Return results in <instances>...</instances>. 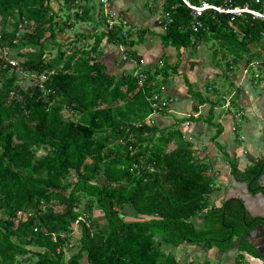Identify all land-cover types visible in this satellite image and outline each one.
I'll return each instance as SVG.
<instances>
[{
  "label": "trees",
  "instance_id": "obj_1",
  "mask_svg": "<svg viewBox=\"0 0 264 264\" xmlns=\"http://www.w3.org/2000/svg\"><path fill=\"white\" fill-rule=\"evenodd\" d=\"M258 2L228 0L227 6L249 3L264 10V0ZM144 7L156 15L153 25L163 47L176 55L186 50L188 56L206 48V65L218 70L228 87L251 63L257 77L264 75L263 21L248 15L230 19L210 10L193 17L183 0H145ZM146 32L137 31L133 41L128 28L107 29L95 0H0V52L16 50L22 58L16 68L0 66V264H181L161 245L223 252L233 246V238L240 251L256 254L245 240L253 223L241 200L228 199L218 207L209 203L214 176L208 160L198 158L183 139L178 124L184 120L164 128L146 120L154 94L171 98L162 96L161 87L178 64L168 63L162 53L143 68L138 86L131 73L111 75L98 60L104 41L137 63L140 58L128 48ZM49 48L55 53L46 58ZM20 73L35 82L21 88ZM41 75L44 90L37 86ZM184 85L193 100L191 111L207 104L204 122L213 125L212 109L228 94H219L210 83L204 89L209 96L203 97L186 79ZM234 85L230 103L235 108L239 89ZM214 128L211 140L229 175L248 183L264 158L239 171L216 144L221 128ZM203 211L202 227L193 228L188 220ZM81 216L83 221L74 225ZM129 216L134 219L125 220ZM75 226L79 236L72 245Z\"/></svg>",
  "mask_w": 264,
  "mask_h": 264
},
{
  "label": "crops",
  "instance_id": "obj_2",
  "mask_svg": "<svg viewBox=\"0 0 264 264\" xmlns=\"http://www.w3.org/2000/svg\"><path fill=\"white\" fill-rule=\"evenodd\" d=\"M112 7L118 12L122 13L128 21V29L131 31V39L136 41L139 30L147 31L142 39L134 44L130 50H134L135 55L143 61V67L149 69L150 63L155 61L162 53L165 54L168 63L178 64L175 75H170L165 80V84L161 87L162 96H169L172 103L169 106V112L165 113H152L149 115V120L152 125L158 128L169 126L176 119L184 121L178 124V129L182 133L184 140L189 142L198 158H205L210 163V174L214 176V190L208 195V201L211 205L218 207L228 199H240L243 197L245 203L248 204L245 213L252 218L251 214L258 213L264 210L263 205L260 204V198H250L260 190L257 189L258 184L252 193L247 194L244 186L239 182L230 180L228 166L221 154V151L215 146L211 137L214 135V124L220 126V133L216 137V144L236 162L237 169L243 170L245 167L255 163L257 159L264 158V75H259L256 79L251 76L242 74V70L237 74L236 87L239 89L238 96L235 99V104L238 107H231V109H224L222 105L216 104L212 109L213 125L208 126L204 119L206 118L208 105L203 104L197 107V112L191 111L193 100L187 94L184 79L190 84L193 91L199 92L203 97H208L209 93H204V89L213 80H215L218 70L212 69L206 65L203 58H198L197 47L193 55L188 56L186 50L176 51L170 47H163L159 41L158 34L159 28L153 25L156 15L150 14L148 9L144 7V2L138 3L135 0H110ZM97 5L95 2V11ZM140 11L147 15L144 17ZM79 26V27H78ZM81 28V25H78ZM94 27L87 28L89 32L94 31ZM98 49V60L104 64L106 70L111 75L119 73H132L134 71L136 62L129 58L125 51L121 48L101 42ZM124 49V48H123ZM126 49V48H125ZM122 53H125L126 58L122 59ZM200 60L199 62H197ZM248 71V70H247ZM200 84L199 76L204 74ZM255 73V72H253ZM258 74V73H256ZM234 85V86H235ZM219 94H231L234 98L235 88L228 89L224 86L219 90ZM216 100V99H215ZM213 99V102L215 101ZM232 106V105H231ZM239 114V120L235 121L234 114ZM192 116L194 120L189 121L186 118ZM264 174V171L260 172ZM239 184V185H237ZM245 184V183H244ZM243 208H245L243 200H241ZM205 218V213H198L194 218L188 222L195 229L202 227V221ZM246 225H249L246 224ZM105 226V222L103 224ZM248 245L256 253L250 255L238 249V243L235 238L232 239L233 246L226 251H219L216 247L209 249L195 245H181L178 247L176 255L182 256L180 259L177 257L178 262L181 264L189 263L191 257L197 263L208 262L211 258L215 264H264V249L256 248ZM191 256V257H190ZM189 257V259H188ZM239 257V258H238ZM191 262V260H190Z\"/></svg>",
  "mask_w": 264,
  "mask_h": 264
},
{
  "label": "built area",
  "instance_id": "obj_3",
  "mask_svg": "<svg viewBox=\"0 0 264 264\" xmlns=\"http://www.w3.org/2000/svg\"><path fill=\"white\" fill-rule=\"evenodd\" d=\"M228 0H223L222 4H211L207 2L206 0H201L199 6H191L189 5L185 0H183V3L193 12L192 16L193 17H198L201 12L210 10L212 12H215L217 14H228L230 15V19H233V17H238L242 15H248L252 19H258L264 22V10H259L256 8L251 7L249 3H245L241 7H235V8H230L227 6ZM254 4H259L258 0H253ZM98 4V10H99V15L103 18L105 27L107 29L113 28L117 25H120L124 30L128 28V21L127 19L123 16L122 13L118 12L115 10V8L112 7L111 1L110 0H97ZM25 24V23H24ZM199 27V24L197 22H194L191 25V29L193 32H196L197 28ZM25 30V28H20V31L22 32ZM122 59L126 58L125 53H122ZM0 66H9L11 68H16L18 66V62L16 59H13L12 56H10L9 51L7 48H2L0 52ZM251 67H254L255 64L251 63ZM143 61L139 60L134 68V71L131 73V76H133L136 81L137 85L140 86L145 78V75L143 73ZM246 70L242 71V74L245 73ZM253 79L257 78V74L254 73L251 76ZM45 76L41 75L38 78L37 81V86L40 90H44L42 87V82L45 80ZM231 97L232 95H228L223 98V104L222 107L224 109H231ZM172 103L171 98H160L158 94H154L151 97V104L150 107L152 109V113H158V112H169V106ZM239 114H234L233 118L235 121L239 120ZM148 124H152V122L149 120V116L146 118ZM205 213V211H203ZM19 214V213H18ZM84 216L78 217L74 221V225H76L78 222L83 221Z\"/></svg>",
  "mask_w": 264,
  "mask_h": 264
},
{
  "label": "rangeland",
  "instance_id": "obj_4",
  "mask_svg": "<svg viewBox=\"0 0 264 264\" xmlns=\"http://www.w3.org/2000/svg\"><path fill=\"white\" fill-rule=\"evenodd\" d=\"M136 2H138V3H143L145 0H135ZM95 2H96V5H97V0H95ZM140 14L141 15H143L144 17H148L147 15H145V14H143L141 11H140ZM77 29V28H76ZM76 29H74L73 31H66V33H64V36L63 37H66L67 35H70V34H72ZM198 51V58L200 59V58H203V60L204 61H207L208 60V57H209V53L207 52V49L206 48H200V49H198L197 50ZM9 53H10V56H12V58L13 59H16L17 60V62H19L22 58L21 57H19V55H17V53H16V50H10L9 51ZM55 53V50L54 49H50L49 48V50L45 53V55H46V58L47 57H49V56H51V55H53ZM200 60H198L197 62H199ZM256 71V69L254 68V67H251V68H248V71L246 70V75L247 76H252L253 74V72H255ZM204 74H201L200 76H199V81H200V84H203V81H204V78H203V80H201V78L204 76L205 77V72H203ZM217 75H215V80H213L212 81V84L218 89V90H220V89H222L224 86H226V88H228V89H230V88H232L233 87V85L235 84L233 81V78H231V81H232V84L233 85H229V87H228V85L227 84H225L224 83V80L222 81L221 80V78L222 77H220V76H218V74L219 73H216ZM234 74L236 75L237 74V72L236 71H234ZM19 76L22 78L19 82H18V85L21 87V88H23V89H25V88H28L31 84H32V82H35L34 81V78H30V77H28V76H25V75H23V74H19ZM237 77V76H236ZM33 80V81H32ZM224 95H226V94H224ZM63 115L64 116H66V113H63ZM94 217H95V219H96V222H98L100 225H103L104 224V220H103V218H102V216L98 213V212H94ZM129 219H134L133 217L132 218H130V216L128 217V218H125V220H129ZM79 236V229L75 226L74 227V232H73V237H72V240H70L71 242H72V245H74L75 244V242H76V238ZM157 239V237H155V240ZM76 246V245H75ZM75 246H73V247H75ZM74 249L75 248H71L70 249V251H68L67 252V254H66V257L67 256H69L73 251H74ZM161 249H162V251L164 252V253H168V252H170L173 256H174V258H175V260H177V257L179 256V258L181 259L182 258V256H180V255H176L177 253V251H178V247H176V248H172V247H170V246H167V245H161ZM191 257V256H190ZM179 259V260H180ZM188 259H189V257H188ZM179 260H177V261H179ZM190 260H191V262L193 263V264H198L195 260H194V258L193 257H191L190 258ZM190 260H188L189 262H190ZM186 263H188L187 261H185ZM208 262H209V264H215L214 263V261L211 259V258H209L208 259Z\"/></svg>",
  "mask_w": 264,
  "mask_h": 264
},
{
  "label": "water",
  "instance_id": "obj_5",
  "mask_svg": "<svg viewBox=\"0 0 264 264\" xmlns=\"http://www.w3.org/2000/svg\"><path fill=\"white\" fill-rule=\"evenodd\" d=\"M263 167H264V163L260 166L257 173L250 179L248 183H245V184L240 183V185L244 186L246 193L249 194L254 191V189L250 188L251 182L256 181L258 184L257 189H259L260 191L252 195L250 198H254V199H256L257 197L260 198V204L263 205L264 207V174L260 173ZM230 180L234 182L233 177H230ZM239 200H243V203L245 206L244 210L245 209L247 210L248 204L245 203L244 198L240 197ZM251 215H252L251 223L258 221L259 224L250 228L246 236V239L248 240L250 245H252L253 247L256 248L257 246H261V248L264 249V210L258 211V213H254ZM249 225H246V226H249Z\"/></svg>",
  "mask_w": 264,
  "mask_h": 264
},
{
  "label": "flooded vegetation",
  "instance_id": "obj_6",
  "mask_svg": "<svg viewBox=\"0 0 264 264\" xmlns=\"http://www.w3.org/2000/svg\"><path fill=\"white\" fill-rule=\"evenodd\" d=\"M263 168H264V167H263ZM263 168H262V169H263ZM257 224H259L258 221L254 222L253 225L251 226V228H252L253 226L257 225ZM259 248H261V247H259Z\"/></svg>",
  "mask_w": 264,
  "mask_h": 264
}]
</instances>
